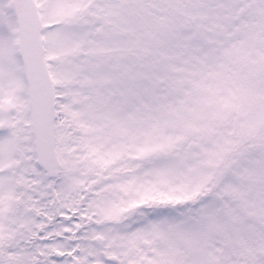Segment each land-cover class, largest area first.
I'll list each match as a JSON object with an SVG mask.
<instances>
[{"label":"snow or ice","instance_id":"1","mask_svg":"<svg viewBox=\"0 0 264 264\" xmlns=\"http://www.w3.org/2000/svg\"><path fill=\"white\" fill-rule=\"evenodd\" d=\"M0 264H264V0H0Z\"/></svg>","mask_w":264,"mask_h":264}]
</instances>
